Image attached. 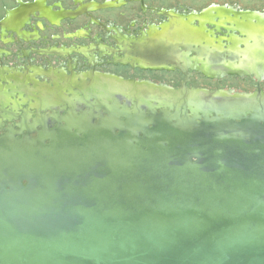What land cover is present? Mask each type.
<instances>
[{"label": "water", "instance_id": "1", "mask_svg": "<svg viewBox=\"0 0 264 264\" xmlns=\"http://www.w3.org/2000/svg\"><path fill=\"white\" fill-rule=\"evenodd\" d=\"M47 65L4 64L0 95L54 84ZM142 83L167 97L0 134V264H264V100Z\"/></svg>", "mask_w": 264, "mask_h": 264}, {"label": "flooded vegetation", "instance_id": "2", "mask_svg": "<svg viewBox=\"0 0 264 264\" xmlns=\"http://www.w3.org/2000/svg\"><path fill=\"white\" fill-rule=\"evenodd\" d=\"M70 1L66 5L63 0H19L0 17V44L8 46L0 47L1 70L10 56L30 61L38 55L48 64L49 71L43 73L49 77L47 82L54 83L40 88L20 83L19 91L27 96L13 104L7 103V92L0 95L1 135L13 129L18 137H37L43 125L54 129L69 114L75 120L85 116L98 123L107 109L119 114L127 109L125 105L132 110L137 98L147 102L151 97H167L165 88L142 83L137 89L134 82H177V107L187 102L181 92L194 87L204 91V109L217 91H224L222 99L229 101L264 100V15L260 12L233 15L229 14L233 10L218 5L202 14H184L176 8L181 3L167 7L161 0ZM122 7L126 10L116 15L101 14ZM208 25L228 34L217 36ZM17 78L12 81L27 82ZM197 82L215 84L209 90ZM219 82H244L247 87L235 90L232 84L220 89ZM116 87L122 96L113 93ZM67 90L72 93L64 94ZM192 109L202 116L194 103L188 107L190 117H194Z\"/></svg>", "mask_w": 264, "mask_h": 264}, {"label": "rangeland", "instance_id": "3", "mask_svg": "<svg viewBox=\"0 0 264 264\" xmlns=\"http://www.w3.org/2000/svg\"><path fill=\"white\" fill-rule=\"evenodd\" d=\"M19 0H0V17L4 15L5 8H13L17 5V2ZM21 1H32V0H21ZM55 0H48L49 3H52ZM66 3V5L71 4L72 2L70 0H63ZM100 1V0H99ZM158 1V0H157ZM161 3L164 4L167 7H173L176 5V3H181L182 6L176 7L179 12H184V14H202L206 9L209 10L213 6H224V8L233 10V12L229 14H237L240 12H249V13H257L260 12L264 15V0H161ZM73 5V4H72ZM126 10V7H122L119 9L111 10V11H104L101 12V14L105 15H116L119 13V11ZM216 11H214V14ZM99 14V13H98ZM208 29L212 31L215 35H225L228 34V31L221 28L218 29L217 27L208 25ZM226 32V33H225ZM235 33V32H234ZM223 47L226 46V43H222ZM0 47L6 49L8 46H4L0 44ZM31 58H34V60L28 61L29 58L25 57H17V56H10L8 59L3 60V65L21 60V61H28V62H36V63H43L41 60V57L38 55L31 56ZM60 63V62H59ZM57 62V64H59ZM46 64V63H43ZM196 75L199 80H202L203 77L201 74L196 72ZM168 77H171L168 76ZM227 77V76H224ZM198 85H204V86H211L213 87L215 82H197ZM235 90H239V88L242 87V85L246 86L244 82H219V88H226V85H232ZM247 87V86H246ZM244 88V87H243Z\"/></svg>", "mask_w": 264, "mask_h": 264}]
</instances>
